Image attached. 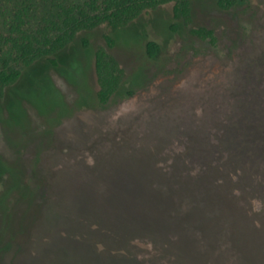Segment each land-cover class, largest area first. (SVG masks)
Wrapping results in <instances>:
<instances>
[{"label":"rangeland","instance_id":"obj_1","mask_svg":"<svg viewBox=\"0 0 264 264\" xmlns=\"http://www.w3.org/2000/svg\"><path fill=\"white\" fill-rule=\"evenodd\" d=\"M85 1L0 0V56L20 9L36 28ZM174 22L162 6L117 38L130 84L105 107L94 55L106 29L6 89L0 264H264V0L195 1L191 25L214 41Z\"/></svg>","mask_w":264,"mask_h":264},{"label":"trees","instance_id":"obj_2","mask_svg":"<svg viewBox=\"0 0 264 264\" xmlns=\"http://www.w3.org/2000/svg\"><path fill=\"white\" fill-rule=\"evenodd\" d=\"M195 1L197 0H86L82 5L59 7L56 15L48 16L45 23L36 28L27 22L28 9H20L10 28L7 52L0 56V99L5 97L7 88L19 83L25 75L41 71V67L37 69L41 64L58 68L63 62V52L74 43L80 42L84 49L89 48L90 39L84 34L106 29L107 32L102 36L104 45L98 46L94 55L97 86L94 98L100 107L107 106L123 97L127 83L130 84L125 68L113 54L117 38L123 36L141 16L162 6H171L175 20L171 26L172 31L176 32L186 26L191 39H216L212 29L192 27ZM214 1L223 11L239 5V0ZM145 52L150 59H157L162 48L157 41L150 40L145 44ZM50 86L37 85L43 90L39 99H42L45 89ZM92 96L90 91L88 95H82L79 108L92 101Z\"/></svg>","mask_w":264,"mask_h":264}]
</instances>
